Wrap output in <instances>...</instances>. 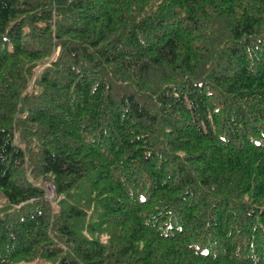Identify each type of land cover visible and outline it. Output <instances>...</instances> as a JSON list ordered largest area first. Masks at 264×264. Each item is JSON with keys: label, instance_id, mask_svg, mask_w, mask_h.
I'll list each match as a JSON object with an SVG mask.
<instances>
[{"label": "trees", "instance_id": "trees-1", "mask_svg": "<svg viewBox=\"0 0 264 264\" xmlns=\"http://www.w3.org/2000/svg\"><path fill=\"white\" fill-rule=\"evenodd\" d=\"M0 195V264H264V0H0Z\"/></svg>", "mask_w": 264, "mask_h": 264}, {"label": "rangeland", "instance_id": "rangeland-1", "mask_svg": "<svg viewBox=\"0 0 264 264\" xmlns=\"http://www.w3.org/2000/svg\"><path fill=\"white\" fill-rule=\"evenodd\" d=\"M48 193H49V195L51 196V193H52V189L51 188H49L48 189ZM3 204V199H2V197H1V195H0V206ZM24 264H37V263H32V262H25ZM40 264V263H39Z\"/></svg>", "mask_w": 264, "mask_h": 264}]
</instances>
